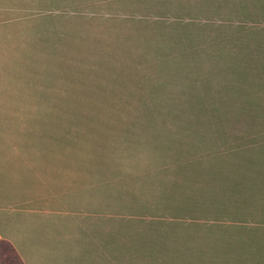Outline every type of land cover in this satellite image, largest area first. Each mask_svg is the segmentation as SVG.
I'll return each instance as SVG.
<instances>
[{"label": "rangeland", "instance_id": "374dc122", "mask_svg": "<svg viewBox=\"0 0 264 264\" xmlns=\"http://www.w3.org/2000/svg\"><path fill=\"white\" fill-rule=\"evenodd\" d=\"M24 32L59 103L0 112V264H264V0H0Z\"/></svg>", "mask_w": 264, "mask_h": 264}, {"label": "crops", "instance_id": "0c3cea01", "mask_svg": "<svg viewBox=\"0 0 264 264\" xmlns=\"http://www.w3.org/2000/svg\"><path fill=\"white\" fill-rule=\"evenodd\" d=\"M21 35V34H20ZM19 34L9 35L7 45H5L4 49L5 53L0 54V71L4 69L3 72H6L7 77V87L9 90L8 95L0 96V105L7 104L8 106L0 108V112L3 114L9 115L12 119H19L20 115L23 114L24 118L26 115H30V112L33 111V105L35 104H58L59 98L56 95H38L35 89L37 88L33 82L30 81L28 77L29 74L23 76L24 73H27L26 67H19L18 62H21V57L18 52L20 51L18 47H21L22 41L26 37V33H23V36ZM4 36L1 35V39H5ZM7 39V38H6ZM12 40V41H11ZM27 80L31 82L28 86ZM27 107V109H26ZM27 110V111H26ZM33 113V112H32ZM56 113H53V116ZM19 116V117H18ZM15 117H18L17 119ZM51 127L55 130L58 129V124L56 123V116L53 117L51 122Z\"/></svg>", "mask_w": 264, "mask_h": 264}]
</instances>
